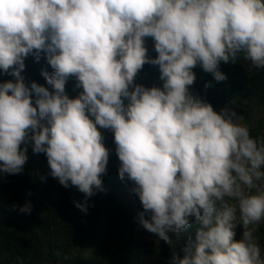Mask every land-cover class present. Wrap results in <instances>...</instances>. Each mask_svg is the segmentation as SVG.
I'll return each mask as SVG.
<instances>
[{
    "label": "clouds",
    "instance_id": "9594fccd",
    "mask_svg": "<svg viewBox=\"0 0 264 264\" xmlns=\"http://www.w3.org/2000/svg\"><path fill=\"white\" fill-rule=\"evenodd\" d=\"M41 53L52 91L21 76L24 60ZM240 54L264 68V0H0V73L14 78L0 83V174L21 173L31 143L49 175L87 201L104 191L101 129L109 130L118 177L143 209L140 226L171 244L169 232L198 225L171 264H264L255 236L264 222V139L230 107L217 112L190 91L195 67L222 82L220 63ZM145 64L158 66L161 87L134 82ZM73 77L82 91L70 98ZM31 210L30 202L19 208Z\"/></svg>",
    "mask_w": 264,
    "mask_h": 264
},
{
    "label": "trees",
    "instance_id": "16d2710c",
    "mask_svg": "<svg viewBox=\"0 0 264 264\" xmlns=\"http://www.w3.org/2000/svg\"><path fill=\"white\" fill-rule=\"evenodd\" d=\"M145 46L148 55L155 58L151 38H146ZM24 63L21 76L25 84L36 82L52 91L40 75L42 69L52 71L44 54L39 62L29 55ZM219 70L227 77L222 82L195 67L196 80L190 91L217 112L230 107L241 117L239 122L249 126L252 137L264 139V68L254 67L240 54L235 63L221 62ZM9 80L14 82L10 75L0 73V83ZM134 82L161 87L158 66L145 64ZM76 83L73 77L65 85L70 98L82 91ZM206 83L211 86L205 88ZM101 131L109 149L107 173L101 177L104 191H96L87 201L74 186L65 188L49 175L46 156L33 153L31 143L26 146L28 160L23 171L0 174V264H171L174 255L183 258V248L189 240L195 241L198 225L193 220L191 228L179 234L169 232L171 244L144 230L138 222L143 209L130 191L132 183L118 177L120 162L113 134ZM26 202L32 205L30 214L19 211ZM74 202L85 204L87 212ZM241 235L242 229L237 228L234 239L240 240ZM255 236L264 257V222Z\"/></svg>",
    "mask_w": 264,
    "mask_h": 264
}]
</instances>
